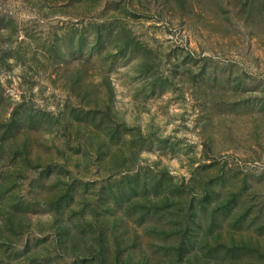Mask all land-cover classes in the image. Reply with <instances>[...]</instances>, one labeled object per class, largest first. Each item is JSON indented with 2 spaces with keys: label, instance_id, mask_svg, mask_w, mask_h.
Returning <instances> with one entry per match:
<instances>
[{
  "label": "rangeland",
  "instance_id": "1",
  "mask_svg": "<svg viewBox=\"0 0 264 264\" xmlns=\"http://www.w3.org/2000/svg\"><path fill=\"white\" fill-rule=\"evenodd\" d=\"M0 264H264V0H0Z\"/></svg>",
  "mask_w": 264,
  "mask_h": 264
}]
</instances>
